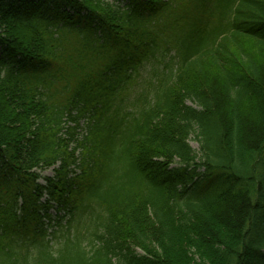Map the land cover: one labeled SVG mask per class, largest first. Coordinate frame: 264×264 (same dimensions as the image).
<instances>
[{"label": "trees", "instance_id": "1", "mask_svg": "<svg viewBox=\"0 0 264 264\" xmlns=\"http://www.w3.org/2000/svg\"><path fill=\"white\" fill-rule=\"evenodd\" d=\"M0 264H264V0H0Z\"/></svg>", "mask_w": 264, "mask_h": 264}, {"label": "rangeland", "instance_id": "2", "mask_svg": "<svg viewBox=\"0 0 264 264\" xmlns=\"http://www.w3.org/2000/svg\"><path fill=\"white\" fill-rule=\"evenodd\" d=\"M190 143H191V146L193 147V149H194L196 152H198V151H199V144H198L194 139H192V140L190 141ZM46 174H47V175H50L51 172H47Z\"/></svg>", "mask_w": 264, "mask_h": 264}]
</instances>
